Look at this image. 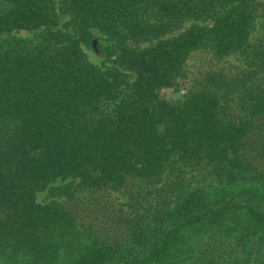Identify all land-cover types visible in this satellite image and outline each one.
Wrapping results in <instances>:
<instances>
[{
	"label": "trees",
	"instance_id": "obj_1",
	"mask_svg": "<svg viewBox=\"0 0 264 264\" xmlns=\"http://www.w3.org/2000/svg\"><path fill=\"white\" fill-rule=\"evenodd\" d=\"M258 8L256 0H0V34L38 31L35 41L0 44V257L264 264V189L226 188L264 180ZM94 31L108 42L110 65L82 50ZM198 50L240 62L195 75L177 100L162 97L185 82Z\"/></svg>",
	"mask_w": 264,
	"mask_h": 264
},
{
	"label": "rangeland",
	"instance_id": "obj_2",
	"mask_svg": "<svg viewBox=\"0 0 264 264\" xmlns=\"http://www.w3.org/2000/svg\"><path fill=\"white\" fill-rule=\"evenodd\" d=\"M258 3V12L264 13V0H256ZM261 19V18H260ZM64 22V19L62 20V23ZM190 22H185L184 25H189ZM260 32V27L255 31L254 35H258ZM37 30L27 31V30H19V31H13L10 33H3L0 34V44H2L5 40L11 38V37H18V38H25L31 41L37 40ZM108 45V42L105 40L104 36L96 31H94V36L90 44L82 43L81 47L86 55V58L93 64L103 66V65H110V59L107 57L106 54V46ZM212 54L208 50H198L193 52L186 60L185 62V68L188 71V77L185 80V82L182 83V85L179 87L178 90L173 89H163L161 91V96L168 99V100H177L181 98L187 91L191 78L195 75L199 74L200 72L207 70L211 67H214L215 64H221L228 66L229 64H238L240 61L237 59L236 56L228 57L223 60H211ZM213 61V62H212ZM62 183L61 180H57L54 185ZM224 187H226L225 184H223ZM251 186L252 188H259L260 190L264 189V180L263 181H255V182H248V183H234L231 185H228L227 189H238L242 188V186ZM221 188V185H217V182H213L212 186H210V189ZM37 200L40 202H46L49 200L48 197V189L42 190L37 193ZM121 200H124L123 197H121ZM0 264H23L21 261V258L18 260H14L13 262L6 258L0 257Z\"/></svg>",
	"mask_w": 264,
	"mask_h": 264
}]
</instances>
